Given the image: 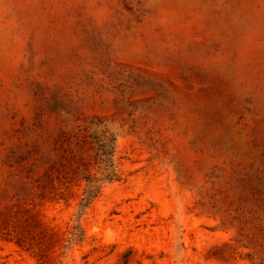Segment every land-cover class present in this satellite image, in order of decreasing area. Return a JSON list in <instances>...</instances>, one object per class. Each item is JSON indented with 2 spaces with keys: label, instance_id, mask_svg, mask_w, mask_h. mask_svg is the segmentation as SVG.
<instances>
[{
  "label": "rangeland",
  "instance_id": "1",
  "mask_svg": "<svg viewBox=\"0 0 264 264\" xmlns=\"http://www.w3.org/2000/svg\"><path fill=\"white\" fill-rule=\"evenodd\" d=\"M0 264H264V0H0Z\"/></svg>",
  "mask_w": 264,
  "mask_h": 264
},
{
  "label": "trees",
  "instance_id": "2",
  "mask_svg": "<svg viewBox=\"0 0 264 264\" xmlns=\"http://www.w3.org/2000/svg\"><path fill=\"white\" fill-rule=\"evenodd\" d=\"M95 125L103 126L101 135L94 133L97 146L95 160L98 163L99 176H94L91 174L85 176L87 185L84 190L83 198L80 202V208L82 212L100 194L105 183L117 180L119 177L114 160L116 138L106 129L103 121L99 120V122H96ZM45 178L46 181L52 180L49 173H46ZM36 182L37 186L41 189L42 196H45L47 195V192H50L48 186L43 181V177H37Z\"/></svg>",
  "mask_w": 264,
  "mask_h": 264
}]
</instances>
